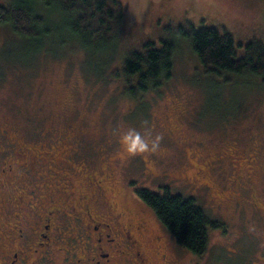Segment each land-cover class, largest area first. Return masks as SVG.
<instances>
[{
    "label": "rangeland",
    "instance_id": "374dc122",
    "mask_svg": "<svg viewBox=\"0 0 264 264\" xmlns=\"http://www.w3.org/2000/svg\"><path fill=\"white\" fill-rule=\"evenodd\" d=\"M119 2L124 11L119 43L105 55L70 48L71 54L61 49L57 57L32 55L0 26V152L25 147L58 162L68 154L69 166L61 171L48 160L34 165L37 178L51 182L67 174L79 191L85 180L106 178L110 192L105 198L122 210L134 206L132 195L139 190L159 194L168 187L187 199L194 192L186 185L215 189L218 181L209 178L207 164L224 152L244 158L255 153L264 166L263 80L206 74L189 43L177 35L188 25L224 27L237 43L264 45V0ZM10 3L0 0V7ZM161 40L175 43L169 79L157 90L129 98L123 59ZM137 138L142 149L132 148ZM259 178L264 188L261 172ZM196 202L209 218L213 214L227 224L226 236L210 237L211 245H224L220 257L239 253L251 210L239 215L224 210L223 219L211 210L209 197Z\"/></svg>",
    "mask_w": 264,
    "mask_h": 264
},
{
    "label": "flooded vegetation",
    "instance_id": "af4514ba",
    "mask_svg": "<svg viewBox=\"0 0 264 264\" xmlns=\"http://www.w3.org/2000/svg\"><path fill=\"white\" fill-rule=\"evenodd\" d=\"M53 158L25 147L0 152V264H264V188L258 186L264 166L255 153L211 158L207 168L209 178L218 181L215 189L186 185L194 200L209 197L211 210L223 219L224 210L235 215L251 210L244 220L250 226L246 243L226 259L220 257L224 245H211L210 237L226 236L227 224L210 212L216 228L207 251L197 256L176 244L136 193L132 208L108 201L106 178L85 180L80 191L67 174L51 182L37 178L38 163L48 160L58 171L69 166L68 154L60 162Z\"/></svg>",
    "mask_w": 264,
    "mask_h": 264
},
{
    "label": "trees",
    "instance_id": "16d2710c",
    "mask_svg": "<svg viewBox=\"0 0 264 264\" xmlns=\"http://www.w3.org/2000/svg\"><path fill=\"white\" fill-rule=\"evenodd\" d=\"M124 19L119 0H11L0 7V26L11 30L24 43L28 53L57 57L58 50L105 55L119 43L118 31ZM203 22V21H202ZM179 40L189 43L192 53L213 76L252 75L264 84V45L237 43L224 27H179ZM70 48V49H69ZM69 49V50H68ZM175 43L147 42L123 59L121 71L126 95L157 90L171 74ZM242 50V52H239ZM134 83V84H131ZM138 199L155 215L182 249L200 256L209 247V235L216 226L193 198L173 195L170 188L161 193L136 192Z\"/></svg>",
    "mask_w": 264,
    "mask_h": 264
},
{
    "label": "clouds",
    "instance_id": "9594fccd",
    "mask_svg": "<svg viewBox=\"0 0 264 264\" xmlns=\"http://www.w3.org/2000/svg\"><path fill=\"white\" fill-rule=\"evenodd\" d=\"M138 145L141 149L144 147L142 144H139V139L137 138V140L133 142L132 148L135 149Z\"/></svg>",
    "mask_w": 264,
    "mask_h": 264
}]
</instances>
